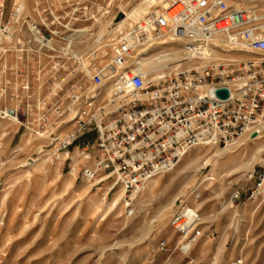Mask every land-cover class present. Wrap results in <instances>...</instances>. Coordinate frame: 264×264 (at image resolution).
Here are the masks:
<instances>
[{
	"label": "rangeland",
	"instance_id": "1",
	"mask_svg": "<svg viewBox=\"0 0 264 264\" xmlns=\"http://www.w3.org/2000/svg\"><path fill=\"white\" fill-rule=\"evenodd\" d=\"M151 1L0 0L11 32L0 36V264H264V181L262 191L252 194L264 179V138L228 149H191L151 179L129 209L115 179L87 182L79 174L82 150L91 148L94 134L80 137L67 158L55 144L73 128L67 123L69 68L89 82L112 61L126 15L135 23L166 5ZM225 2L264 9V0ZM31 26L50 37L49 45L37 41L41 36ZM181 49L154 48L135 65L149 78L168 75L186 58ZM43 100L62 106V118L50 111L49 124H40L36 107ZM30 159L35 162L27 166ZM196 190L202 194L198 202L191 201ZM237 191L241 197L233 202ZM185 200L205 233L188 254L178 250L182 238L171 226Z\"/></svg>",
	"mask_w": 264,
	"mask_h": 264
},
{
	"label": "built area",
	"instance_id": "2",
	"mask_svg": "<svg viewBox=\"0 0 264 264\" xmlns=\"http://www.w3.org/2000/svg\"><path fill=\"white\" fill-rule=\"evenodd\" d=\"M3 17L0 5V36H10ZM169 44L180 46L186 58L168 75L149 78L135 65L137 57ZM114 46L110 64L89 82L69 68L67 123L73 128L54 141L69 157L80 137L94 134V144L82 150L79 174L87 182L115 179L125 191L127 209L151 179L169 172L191 149L264 138V9H238L225 0H166L164 7L133 23ZM73 60L85 68L82 58ZM186 63L192 67L185 69ZM222 88L229 89L228 100L211 97V90ZM61 107L39 101L40 124H49L50 111L62 118ZM263 181L253 195L262 191ZM201 197L196 190L191 201ZM240 197L237 191L233 202ZM197 214L185 200L171 219L182 238L178 250L185 254L205 237ZM166 247L161 242V250Z\"/></svg>",
	"mask_w": 264,
	"mask_h": 264
},
{
	"label": "bare ground",
	"instance_id": "3",
	"mask_svg": "<svg viewBox=\"0 0 264 264\" xmlns=\"http://www.w3.org/2000/svg\"><path fill=\"white\" fill-rule=\"evenodd\" d=\"M146 2L148 3V4H152V1L151 0H146ZM164 7V6H163ZM151 8V7H150ZM159 8H161V7H159ZM152 9V8H151ZM128 14V13H127ZM130 19H131V16H130V14H128V15H126V20H124L118 27H117V29H119V30H121L123 33L124 32H126V30H128V28L133 24V23H129V21H130ZM32 31H35L37 34H40L41 32L37 29V28H35V27H33V26H31V28H30ZM37 29V30H36ZM37 41H39V39L37 40ZM46 41V42H45ZM40 42H42L43 44H46V45H49V43L50 42H48L46 39H41L40 40ZM63 52H66V50L65 51H63ZM113 52V51H112ZM101 55L102 56H106L107 55V51L106 50H104L102 53H101ZM138 58V57H137ZM136 58V59H137ZM162 74V73H161ZM154 75H156V74H154ZM159 75V74H158ZM13 115V114H12ZM11 119H14V120H16L17 121V117L16 116H13ZM228 149V148H227ZM43 151V150H42ZM183 157V156H182ZM181 157V159H180V161L179 162H181L182 161V158ZM59 158V157H58ZM66 158H67V155H66ZM65 158V159H66ZM70 175L71 176H75L76 175V173L75 172H71L70 173ZM124 190V189H123ZM125 192V191H124ZM126 207H127V205H126ZM190 213H193V212H191V211H189ZM128 214L129 215H131L132 214V210L131 211H128ZM194 214V213H193ZM195 215H196V213H195ZM198 215V219L199 220H201V218H200V216H199V214H197ZM187 247L188 246H185V249H187Z\"/></svg>",
	"mask_w": 264,
	"mask_h": 264
},
{
	"label": "water",
	"instance_id": "4",
	"mask_svg": "<svg viewBox=\"0 0 264 264\" xmlns=\"http://www.w3.org/2000/svg\"><path fill=\"white\" fill-rule=\"evenodd\" d=\"M211 97L212 98H218L222 101H226L230 98V91L227 88L217 89V90H211ZM255 137V136H254ZM35 162V160L30 159L26 165H32Z\"/></svg>",
	"mask_w": 264,
	"mask_h": 264
},
{
	"label": "crops",
	"instance_id": "5",
	"mask_svg": "<svg viewBox=\"0 0 264 264\" xmlns=\"http://www.w3.org/2000/svg\"><path fill=\"white\" fill-rule=\"evenodd\" d=\"M230 5V4H229ZM230 6H232V5H230ZM232 7H234V6H232Z\"/></svg>",
	"mask_w": 264,
	"mask_h": 264
}]
</instances>
